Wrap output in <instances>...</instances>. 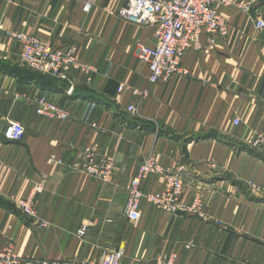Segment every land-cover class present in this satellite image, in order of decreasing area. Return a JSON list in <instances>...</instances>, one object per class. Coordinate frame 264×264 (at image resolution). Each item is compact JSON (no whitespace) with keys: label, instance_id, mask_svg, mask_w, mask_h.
Instances as JSON below:
<instances>
[{"label":"crops","instance_id":"0c3cea01","mask_svg":"<svg viewBox=\"0 0 264 264\" xmlns=\"http://www.w3.org/2000/svg\"><path fill=\"white\" fill-rule=\"evenodd\" d=\"M126 2L95 0L84 12L81 0H0V249L11 243L21 258L95 261L122 247L121 264H164L170 254L176 264H264V149L246 143L264 134V30L253 24L264 19V0L249 15L219 6L226 34L215 35L213 49L186 50L184 72L155 83L137 54L139 44L154 43L153 28L123 18ZM6 31L77 45L79 68L66 79L29 68ZM76 87L114 106L68 92ZM38 96L71 117L37 114ZM11 120L23 125L21 140L4 137ZM91 144L114 163L109 182L78 168ZM151 153L164 168H181L184 201L200 198L202 216L164 213L141 199L140 217L128 218L125 186ZM52 155L62 164L49 163ZM165 181L150 175L142 190L157 193ZM28 196L36 217L14 204ZM82 223L89 229L78 237Z\"/></svg>","mask_w":264,"mask_h":264},{"label":"built area","instance_id":"2783aa9c","mask_svg":"<svg viewBox=\"0 0 264 264\" xmlns=\"http://www.w3.org/2000/svg\"><path fill=\"white\" fill-rule=\"evenodd\" d=\"M84 12L90 10L95 0H81ZM258 0H127L125 6L120 8L119 14L130 23L149 25L153 28L152 45L139 44L138 57L149 68L148 82L155 83L166 81L176 73H183L181 58L188 49H213L215 35H225L227 23L220 13L219 6H233L239 11L250 14L252 7ZM254 27L264 30V19L256 17ZM0 28H2L0 26ZM21 43V61L29 68L48 74L56 79L68 78L72 69H78L77 50L75 44L64 47H55L49 41L38 38L26 32H9ZM90 67H86L89 71ZM71 89L68 90L70 92ZM35 112L39 115L59 121L71 117V112L58 103L45 96L35 97ZM127 110L135 113L136 106L129 104ZM235 125L239 119L233 120ZM7 140H21L24 127L17 121H9L3 132ZM246 143L253 148L264 149V134H258L246 139ZM97 144L83 148L79 169L86 175L109 182L114 172V163L111 159L99 158ZM49 163L62 164V160L50 156ZM181 168L166 169L161 165L154 154L147 155L138 165L136 174L125 186L126 213L129 219L136 220L140 217V201L147 200L157 210L178 215L194 212L202 216V202L195 198L191 204L184 201L182 193ZM150 175H164L165 183L157 193H147L142 190L144 180ZM40 185L33 188L34 192H41ZM14 204L22 214L36 217L35 206L31 197L18 198ZM89 229V223H82L76 229L78 237H84ZM124 248L103 251L95 260H53L48 258H21L13 244L8 243L0 249V264H121L124 259ZM175 254L162 258L164 264H176Z\"/></svg>","mask_w":264,"mask_h":264},{"label":"water","instance_id":"95a60500","mask_svg":"<svg viewBox=\"0 0 264 264\" xmlns=\"http://www.w3.org/2000/svg\"><path fill=\"white\" fill-rule=\"evenodd\" d=\"M71 94L76 97L87 98V99H90V100H93V101H96V102H99V103H102L108 106H114L113 103L107 100L105 97L93 91L86 90L80 87L71 89Z\"/></svg>","mask_w":264,"mask_h":264},{"label":"rangeland","instance_id":"374dc122","mask_svg":"<svg viewBox=\"0 0 264 264\" xmlns=\"http://www.w3.org/2000/svg\"><path fill=\"white\" fill-rule=\"evenodd\" d=\"M71 89V88H70ZM71 91V90H70Z\"/></svg>","mask_w":264,"mask_h":264}]
</instances>
